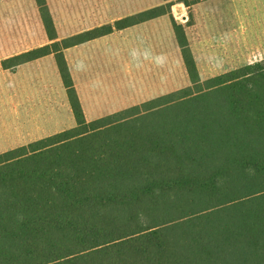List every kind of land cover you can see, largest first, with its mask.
Returning a JSON list of instances; mask_svg holds the SVG:
<instances>
[{"label":"trees","instance_id":"obj_1","mask_svg":"<svg viewBox=\"0 0 264 264\" xmlns=\"http://www.w3.org/2000/svg\"><path fill=\"white\" fill-rule=\"evenodd\" d=\"M50 39L47 0H36ZM164 4L4 60L54 53L76 125L0 153V264H264V59L88 120L63 50Z\"/></svg>","mask_w":264,"mask_h":264},{"label":"crops","instance_id":"obj_2","mask_svg":"<svg viewBox=\"0 0 264 264\" xmlns=\"http://www.w3.org/2000/svg\"><path fill=\"white\" fill-rule=\"evenodd\" d=\"M93 1L99 2V14L84 7L79 18L65 3L69 31L63 33L47 0L57 32V38L50 39L36 0H0V64L156 6L183 7L182 22L172 13L160 15L63 50L88 120L163 96L169 78L178 84V72L188 77L173 18L184 29L200 76L212 77L264 59V0H159L154 6L152 0H120L145 6L124 14L112 8L107 15L102 1ZM186 9H191L188 21ZM75 125L54 53L0 69V153Z\"/></svg>","mask_w":264,"mask_h":264},{"label":"rangeland","instance_id":"obj_3","mask_svg":"<svg viewBox=\"0 0 264 264\" xmlns=\"http://www.w3.org/2000/svg\"><path fill=\"white\" fill-rule=\"evenodd\" d=\"M97 1H102V10H103V13L104 14H108L109 11L113 8V9H117L118 12L120 14H124V13H127V12H132L133 10H137L141 7H144L145 5H128V4H125L123 3L122 1L120 0H97ZM117 1L119 3H117ZM159 1V0H152L153 4L151 6H154L156 5V2ZM179 1H186V0H174V2H179ZM52 2V5L55 9V11L57 12V22H59V26L62 28V31L63 33L65 32H68L69 30L66 29V20L64 18V15H63V10H64V5L65 3H68L67 7L71 10V9H74L75 8V12L77 13L78 15V18H79V10L81 8H86L88 7L89 11L88 13H91V14H95V13H98L100 12V5H99V2H95L93 0H83V4L82 1L80 0H51ZM187 2V1H186ZM73 4V5H71ZM183 7H179L178 4H174V6H172V10H171V13L173 14V16L175 17V19L178 21V22H182L183 21V18L181 16V10ZM67 9V10H69ZM187 11V21L188 19L191 20V9H186ZM105 15V16H106ZM172 16V15H171ZM78 18H75V19H78ZM186 21V23H188ZM168 73H170L169 70H167ZM188 74V73H187ZM178 76L177 77V81L178 84H172L171 81H170V78L168 80V83L167 84H164L166 86L163 87V89H167L168 92H172V91H175V90H178L180 88H183V87H186L190 84V78H189V75L187 77V75H180L179 72H178ZM182 78V79H181ZM202 79H206V78H209L207 77V75H204V76H201Z\"/></svg>","mask_w":264,"mask_h":264}]
</instances>
